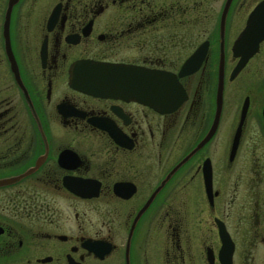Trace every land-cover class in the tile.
I'll use <instances>...</instances> for the list:
<instances>
[{
	"label": "flooded vegetation",
	"instance_id": "flooded-vegetation-1",
	"mask_svg": "<svg viewBox=\"0 0 264 264\" xmlns=\"http://www.w3.org/2000/svg\"><path fill=\"white\" fill-rule=\"evenodd\" d=\"M252 14L0 0V264H264V39L233 51Z\"/></svg>",
	"mask_w": 264,
	"mask_h": 264
},
{
	"label": "water",
	"instance_id": "water-1",
	"mask_svg": "<svg viewBox=\"0 0 264 264\" xmlns=\"http://www.w3.org/2000/svg\"><path fill=\"white\" fill-rule=\"evenodd\" d=\"M254 14V13H253ZM251 15L248 18L247 21V25L245 27V29L243 30L242 34L240 35V37L236 40V42L234 43L233 46V51L234 53H239L238 49L246 47L249 45V49L242 53V55L245 56V58H247L248 56H250L254 50L257 47V44L260 40L264 39V17H261L259 21H256L255 19V15ZM261 22V26L258 27V24ZM241 66V64L238 65V67L236 68V70ZM97 69V68H95ZM101 72H100V77L104 78V77H108V73L109 70L108 69H100L98 68ZM101 87L103 88H109L110 86H112V84L108 83V82H102L100 84ZM84 88H87L88 90H90L91 92L96 91L95 84H92L90 82H86L83 84ZM100 92H107L106 90L100 91Z\"/></svg>",
	"mask_w": 264,
	"mask_h": 264
}]
</instances>
